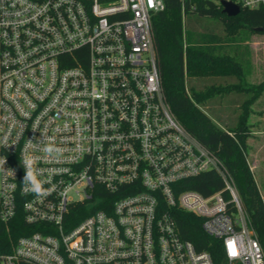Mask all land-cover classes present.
Here are the masks:
<instances>
[{
	"label": "built area",
	"instance_id": "obj_1",
	"mask_svg": "<svg viewBox=\"0 0 264 264\" xmlns=\"http://www.w3.org/2000/svg\"><path fill=\"white\" fill-rule=\"evenodd\" d=\"M164 10V0H0V222L21 214L36 227L0 264H214L182 237L178 211L221 242V264H264L231 173L164 94L152 25ZM25 158L47 195L25 190ZM211 172L224 189L209 197L178 187Z\"/></svg>",
	"mask_w": 264,
	"mask_h": 264
},
{
	"label": "trees",
	"instance_id": "obj_2",
	"mask_svg": "<svg viewBox=\"0 0 264 264\" xmlns=\"http://www.w3.org/2000/svg\"><path fill=\"white\" fill-rule=\"evenodd\" d=\"M164 2L165 10L152 17L154 46L164 94L178 121L225 163L264 252V200L250 169L247 148L251 133L249 106L264 93V82L249 89L240 85H212L198 91L187 85L188 78H242L243 66L235 57L222 52L224 43L237 41L236 36L243 29L264 34V8L241 9L237 17L229 18L222 9H209L207 0H184L185 10L181 0ZM192 15L217 17L227 32L226 42L222 43L217 35L198 40L190 37L186 19ZM239 89L249 90L252 97L242 105L243 110L234 126L218 127L202 108L203 104L218 94ZM178 187L209 197L223 190L224 183L218 174L211 172L183 182ZM175 214L182 237L192 242L198 251L210 253L214 264H221L222 244L204 233L202 220L182 211ZM35 230L36 227L24 222L21 214L9 223L0 222V253L9 252L20 237Z\"/></svg>",
	"mask_w": 264,
	"mask_h": 264
},
{
	"label": "rangeland",
	"instance_id": "obj_3",
	"mask_svg": "<svg viewBox=\"0 0 264 264\" xmlns=\"http://www.w3.org/2000/svg\"><path fill=\"white\" fill-rule=\"evenodd\" d=\"M208 1V0H207ZM219 6L220 0H210ZM220 9V8H219ZM186 28L189 36L194 40L204 38V36L217 35L221 42L228 39L222 22L217 17H202L199 15L188 16ZM237 41L224 43L222 52L233 57L243 66L244 76L237 77H209V78H188L189 88L199 89L208 86H231L240 85L249 89L251 86L264 82V34L253 33L250 30H241L236 36ZM247 40V41H246ZM263 96V97H262ZM252 97L249 90H235L224 94H218L214 98L203 104L204 111L211 116L213 122L220 128H230L238 121L242 112V105ZM260 100V101H259ZM260 102L256 104V102ZM250 116V136L247 139V148L259 147L264 141V93L249 106ZM224 116L226 118H222ZM249 146V147H248ZM250 169L256 185L264 200V162L259 158L254 161L248 155ZM258 160V161H257ZM261 165V167H260Z\"/></svg>",
	"mask_w": 264,
	"mask_h": 264
},
{
	"label": "clouds",
	"instance_id": "obj_4",
	"mask_svg": "<svg viewBox=\"0 0 264 264\" xmlns=\"http://www.w3.org/2000/svg\"><path fill=\"white\" fill-rule=\"evenodd\" d=\"M45 151L51 153L54 149L52 147H47ZM23 168L25 174L22 179V184L25 186V190L36 196L47 195L48 190L44 188L43 183L38 179V168L35 158H25L23 161Z\"/></svg>",
	"mask_w": 264,
	"mask_h": 264
},
{
	"label": "water",
	"instance_id": "obj_5",
	"mask_svg": "<svg viewBox=\"0 0 264 264\" xmlns=\"http://www.w3.org/2000/svg\"><path fill=\"white\" fill-rule=\"evenodd\" d=\"M206 6L211 10H217L219 8L222 9L223 14L229 18L237 17L241 13V8L238 5L226 0H221L219 6L216 3L208 0L206 2Z\"/></svg>",
	"mask_w": 264,
	"mask_h": 264
},
{
	"label": "crops",
	"instance_id": "obj_6",
	"mask_svg": "<svg viewBox=\"0 0 264 264\" xmlns=\"http://www.w3.org/2000/svg\"><path fill=\"white\" fill-rule=\"evenodd\" d=\"M263 97V96H262ZM260 101V100H259ZM256 102V104H258V103H260V102ZM222 118H226V117H224V116H221ZM236 124V123H235ZM234 124V125H235ZM233 125V126H234ZM249 147V146H248ZM248 155H249V157H250V159H254V161L256 160V159H258L259 160V158L264 162V141H261V143L259 144V147H257L256 149H255V147L253 148V147H251L250 148V153H249V148H248ZM257 160V161H258ZM249 161V160H248ZM260 167H261V165H260Z\"/></svg>",
	"mask_w": 264,
	"mask_h": 264
}]
</instances>
